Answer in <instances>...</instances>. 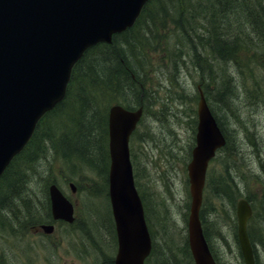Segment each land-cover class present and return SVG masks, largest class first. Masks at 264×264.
<instances>
[{"label":"rangeland","instance_id":"obj_1","mask_svg":"<svg viewBox=\"0 0 264 264\" xmlns=\"http://www.w3.org/2000/svg\"><path fill=\"white\" fill-rule=\"evenodd\" d=\"M177 1L182 4L187 18L190 13L188 23L183 21L181 29L160 30V42L150 41L149 34H145V40L150 42L135 48L136 52L140 51L138 56H142L139 57L142 66L136 60L134 64L138 69L134 70L142 71L140 74L153 90V94L147 92L144 114L129 141L135 185L148 215L155 246L145 264H159L158 256L169 264H190L185 244L189 206L186 164L194 144L192 121L197 120L198 83L231 140L210 161L209 180L214 184L229 176L237 186L234 187L237 190L234 208L230 200L215 197L210 187L204 189L202 215L209 242L219 264H244L236 237L235 208L239 197L247 196L255 212L249 224L251 241L257 259L264 264V21L260 18L263 29L258 32L249 24L252 19L248 16V8L255 7L260 12L264 0H236L238 10L235 11L238 12L232 13L227 23L220 26L229 27L223 32L231 33L243 51L231 58L222 56V59L206 53L207 63L202 68L197 62L202 53L198 42L210 36L212 27L208 22L210 14L214 13L209 8L218 0ZM203 9L209 15L206 13L202 19L199 14ZM172 16L177 18L174 13ZM232 20L235 24L230 26L228 23ZM186 33L189 37L184 36ZM248 45L252 49L240 62ZM142 46H153L146 53L147 61L143 58ZM162 47L169 55L160 50ZM132 89L111 90L105 96L97 94L96 100L134 107L136 88ZM218 92L226 94L219 96ZM112 95L119 99L111 100ZM79 111L77 98H69L41 129L44 135L54 131L56 137L36 141L33 151L40 146V152L34 162L23 155L13 166L27 175V179L23 177L25 184L21 189L35 203L43 202L42 194L47 192L51 182L70 200L76 197L75 220L69 224L59 221L48 237L30 229L22 231L13 224L14 212H22L19 203V208L6 215L8 225L4 227L0 222V264L114 263L117 237L108 195L109 161L105 171V160L99 162L97 158L86 157L84 152L75 155L62 151L65 144L62 142L79 133L82 122ZM96 128L101 138L102 128L93 124L92 130ZM69 182L76 186L75 192L71 191Z\"/></svg>","mask_w":264,"mask_h":264},{"label":"water","instance_id":"obj_2","mask_svg":"<svg viewBox=\"0 0 264 264\" xmlns=\"http://www.w3.org/2000/svg\"><path fill=\"white\" fill-rule=\"evenodd\" d=\"M146 1L0 0V174L23 148L40 116L62 99L71 68L84 50L111 42L113 33L132 25ZM142 111V105L127 109L113 104L107 114L108 194L118 243L114 264H144L151 249L128 146ZM224 142L199 90L195 145L186 165L187 241L194 264H216L202 232L199 209L208 161ZM49 196L53 218L73 221L71 202L54 184ZM251 212L246 199L237 201V238L245 264H254L247 233ZM37 229L50 233L53 226L42 224Z\"/></svg>","mask_w":264,"mask_h":264},{"label":"trees","instance_id":"obj_3","mask_svg":"<svg viewBox=\"0 0 264 264\" xmlns=\"http://www.w3.org/2000/svg\"><path fill=\"white\" fill-rule=\"evenodd\" d=\"M235 2L238 3L236 0H218L217 2L214 1L210 4L209 9L214 13V15L210 14V19L208 22L212 27L210 36L208 40L202 39L198 42L202 47V53L197 60L198 65L201 68L205 63H207V59L205 56L208 54H210L211 56H214L216 54V56L214 57L218 58H221L222 56H224L223 58H225L226 56L231 58L242 53V48H238L236 39L230 36L231 33L226 34L225 32H223V30L227 31L229 27L222 28L220 26L221 24L225 25L227 23V17H230L232 13L234 14L238 12L235 11L238 10V4H236ZM250 8L251 10L248 8V16L251 17L250 20L252 19V21L249 24H251V27L255 28L256 31L260 32L264 27V24L262 27L260 21V18L264 21V7L259 8L261 9L260 12H258L255 7L254 9L252 7ZM173 13L177 15V18H174L172 16ZM206 13L209 15V12L203 9V12L199 14L200 18L203 19V16ZM187 16L189 18L190 13L187 14ZM188 18L183 11L182 4L177 0H148L131 27L120 33L114 34L112 36L111 43H97L85 51L83 56L72 68L70 80L66 89V94L63 99L53 109L46 112L39 119L38 124L27 145L12 160V162L0 176V222L4 223V227L8 225L7 222H5L7 220L6 215L12 213V210H14L15 208H19V203L22 206V212L20 210L14 212L15 215L13 217V224L17 228H20V230L27 231L31 226L35 224L51 221L49 200L46 196L47 192L42 194V203H35L32 199L28 198L21 189L23 183L25 184L23 171L17 170L18 167L13 166L17 159H19L23 155H27L28 161L34 162V160H36L35 157L40 152V146H37L33 151V147L35 146L36 141L38 139L46 141L50 138L53 139L56 137L54 131L48 132L46 135H44L43 130L41 131V129L44 124L46 125L49 122L50 118L54 116L55 113L59 112V108H61L69 98H77V102L80 104L81 111H79V113L82 114L80 121L82 122L79 124V133L77 135L74 134L75 136L72 139H68L66 142H62L63 144L65 143L64 145H62V151L64 149L63 153H67L70 151L69 153H75V155H78L77 153H79L81 155V153L84 152L86 157L94 159L97 158V161L99 162L105 160L104 170L106 171L109 161L107 148V110L109 108L108 106L111 103L109 100H96V95L100 94L105 96V94H108L111 90L132 91V88L134 87L136 88L134 91L136 95V106L140 104H142L143 106L147 105L148 100L145 101L147 92L153 94V90H151L150 85H148L146 82V79L142 77V74H140L142 71L139 70V73H137V71L134 70L138 69L137 65L134 64L136 63V60L139 61L138 64L140 65V67L142 66V61L140 60L142 56H138L140 51L136 52L135 48H140V45H142V43L144 46L152 40L160 42V30L171 28L181 29L183 21L186 24L188 23ZM232 21L233 22L228 23L230 24V26H233V23L235 24V20ZM139 29L140 32L138 31ZM145 34H149L150 41L147 42L145 40ZM182 34L183 32L181 33V35ZM184 36L189 37L187 33L184 34ZM143 46L141 48L142 50H144L143 58L145 61H147V58H145V56H147L146 53H148L147 51L153 46H147L146 48H144ZM251 49L252 48H250L248 45L244 50V55L240 56V62L245 58V56L248 55ZM160 50L165 51L164 53H166V55H169L168 51L165 48L162 47ZM72 92L74 94H72ZM115 98L119 99V97L113 96L111 100L114 101ZM120 104H123L128 108H133L130 107V105L127 103ZM97 108L100 109L102 114L99 113ZM215 118L226 139L225 145L223 147H227L231 141L229 134L225 130L221 120L216 116ZM192 123V128L195 131V118L193 119ZM93 124H95V126L99 124L100 129L102 128L101 138L100 133L99 136L97 134V128L95 130H92ZM100 141L102 142L101 145ZM100 154L102 156H99ZM189 156L190 152H188V157ZM226 171L227 170H225L224 172ZM208 174L209 173H207L206 175L204 189L210 187L215 197L230 200L231 205L234 208L233 202L237 195V190H235L234 188L236 184H234L232 178L227 176L228 179H220L213 184L212 182H210ZM245 198L250 201V198H248L247 196H245ZM203 208L204 205L202 201L199 216L204 237L208 242V233L204 224V217L202 215ZM146 217H148V215H146ZM251 219H253V217ZM251 219L249 220V223L251 222ZM248 234L250 240H252L249 224ZM185 244L188 248L187 241ZM154 250L155 246L153 244L151 255Z\"/></svg>","mask_w":264,"mask_h":264},{"label":"bare ground","instance_id":"obj_4","mask_svg":"<svg viewBox=\"0 0 264 264\" xmlns=\"http://www.w3.org/2000/svg\"><path fill=\"white\" fill-rule=\"evenodd\" d=\"M224 94H226V92H223V93L222 92H218V95L219 96H222ZM24 177L27 179V175L24 174ZM207 246H208V250L210 252L211 257L213 258V260L215 261L216 264H219V260L217 259V256L214 253V250H213V248H212V246H211V244H210L209 241L207 242ZM238 249H239V255H240V257H242V251H241V249L239 247H238ZM187 254H188L187 256L189 258L190 264L194 263V259H193V256H192L190 250H189V252L187 251ZM157 260L159 261V264H160V262H161V264H169L168 262H166V260H165L164 257H161L160 260H159V256H158L157 257ZM173 264H178V263L177 262H173ZM255 264H260V260L257 259L255 261Z\"/></svg>","mask_w":264,"mask_h":264},{"label":"flooded vegetation","instance_id":"obj_5","mask_svg":"<svg viewBox=\"0 0 264 264\" xmlns=\"http://www.w3.org/2000/svg\"><path fill=\"white\" fill-rule=\"evenodd\" d=\"M253 251H254V254H255V252H256V251H255V245L253 246Z\"/></svg>","mask_w":264,"mask_h":264}]
</instances>
